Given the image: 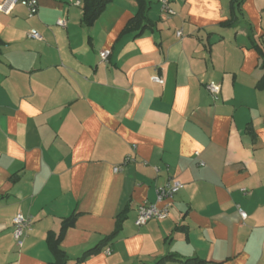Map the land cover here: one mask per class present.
Returning a JSON list of instances; mask_svg holds the SVG:
<instances>
[{"label":"crops","instance_id":"0c3cea01","mask_svg":"<svg viewBox=\"0 0 264 264\" xmlns=\"http://www.w3.org/2000/svg\"><path fill=\"white\" fill-rule=\"evenodd\" d=\"M38 2L34 16L21 1L0 10V264L53 262L47 237L74 214L71 264H264V0H170L171 16L146 0L147 26L126 33L137 0L91 26L81 0ZM172 178L169 217L137 226ZM19 211L33 221L22 247Z\"/></svg>","mask_w":264,"mask_h":264},{"label":"built area","instance_id":"2783aa9c","mask_svg":"<svg viewBox=\"0 0 264 264\" xmlns=\"http://www.w3.org/2000/svg\"><path fill=\"white\" fill-rule=\"evenodd\" d=\"M21 1L28 8L29 16H34L38 13L39 10V2L38 0H3L0 2V10L6 14H10L16 4ZM161 5L162 12L166 13L167 15L171 16L175 14V10L170 5V0H158ZM79 4L80 1H77ZM58 25L65 26L66 22L63 19H59L57 21ZM178 36H182V30L177 31ZM28 36L30 38L35 39H42L41 33L36 30L32 29L28 32ZM111 51L109 49L102 50L100 52V56L103 61H107ZM151 79L154 82L163 84L165 82L164 78L158 74H154L151 76ZM207 89L212 94L213 98L217 100L221 93V85L216 82H209L206 84ZM195 155H200L199 151L195 152ZM128 161L129 158H126ZM204 164V162H200ZM115 171H119L121 169L120 166H115ZM183 184L181 181L176 179H169L165 184L159 185L157 187V201L155 203H148L144 202L141 203L138 207L137 216L135 218V224L137 226H142L149 221L156 219V220H164L169 217L170 208L172 205V200L175 194L182 188ZM243 191H247L245 188L242 189ZM158 203H163L160 206ZM239 212L243 219L247 218V213L239 208ZM33 221L30 217L26 216L22 212H17L13 218V237L16 244L20 247L24 245V237L26 233L32 229ZM108 253H111V250H107Z\"/></svg>","mask_w":264,"mask_h":264},{"label":"trees","instance_id":"16d2710c","mask_svg":"<svg viewBox=\"0 0 264 264\" xmlns=\"http://www.w3.org/2000/svg\"><path fill=\"white\" fill-rule=\"evenodd\" d=\"M81 1L83 3L82 21L86 26H91L95 23V21L99 18V16L105 11L107 5L114 0H81ZM137 2L139 5L138 11L135 14V16L132 17L126 24L123 30V32L125 33L128 31H132V30L142 31L147 26V21H148L147 20L148 19L147 18V10H148L147 2L146 0H137ZM232 22L233 20L223 22L222 24L228 26ZM254 47L257 49V51L260 54V57L263 59L262 66L264 67V48L258 43H254ZM259 86H264V76L259 81ZM75 218H76L75 214L69 218H66L63 221V226L59 234H56L53 232L49 233L47 237V243L55 258L53 262H50V264H71L70 256L61 248L60 243L62 240V236L64 234V230L68 226L73 225ZM123 219H124V212H122L118 216L117 227H116L115 232L109 237H107V239L113 238L120 231L122 227ZM98 249H99V246H96L95 248L89 250L87 253L92 252V251L94 252ZM83 259H84V256L77 258V262H80ZM175 259H179V258L174 254H166L152 262H139V263H133V264H167L169 261L175 260ZM180 261L182 262V264H201L203 263L202 260H199L196 258L180 259Z\"/></svg>","mask_w":264,"mask_h":264}]
</instances>
